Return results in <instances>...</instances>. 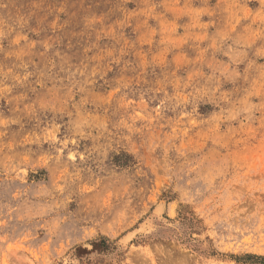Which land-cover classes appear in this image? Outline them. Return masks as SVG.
I'll return each mask as SVG.
<instances>
[{
  "label": "rangeland",
  "instance_id": "374dc122",
  "mask_svg": "<svg viewBox=\"0 0 264 264\" xmlns=\"http://www.w3.org/2000/svg\"><path fill=\"white\" fill-rule=\"evenodd\" d=\"M262 258L264 0H0V264Z\"/></svg>",
  "mask_w": 264,
  "mask_h": 264
},
{
  "label": "trees",
  "instance_id": "16d2710c",
  "mask_svg": "<svg viewBox=\"0 0 264 264\" xmlns=\"http://www.w3.org/2000/svg\"><path fill=\"white\" fill-rule=\"evenodd\" d=\"M264 260V258H262Z\"/></svg>",
  "mask_w": 264,
  "mask_h": 264
},
{
  "label": "bare ground",
  "instance_id": "6f19581e",
  "mask_svg": "<svg viewBox=\"0 0 264 264\" xmlns=\"http://www.w3.org/2000/svg\"><path fill=\"white\" fill-rule=\"evenodd\" d=\"M160 208V207H159ZM162 208V207H161Z\"/></svg>",
  "mask_w": 264,
  "mask_h": 264
}]
</instances>
